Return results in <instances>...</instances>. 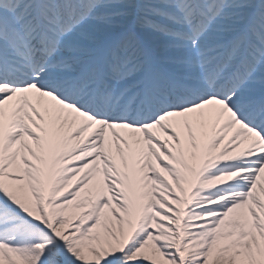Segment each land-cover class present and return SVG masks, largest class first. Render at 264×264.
I'll return each mask as SVG.
<instances>
[{"label": "snow or ice", "instance_id": "snow-or-ice-1", "mask_svg": "<svg viewBox=\"0 0 264 264\" xmlns=\"http://www.w3.org/2000/svg\"><path fill=\"white\" fill-rule=\"evenodd\" d=\"M0 264H264V0H0Z\"/></svg>", "mask_w": 264, "mask_h": 264}]
</instances>
